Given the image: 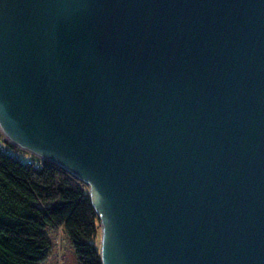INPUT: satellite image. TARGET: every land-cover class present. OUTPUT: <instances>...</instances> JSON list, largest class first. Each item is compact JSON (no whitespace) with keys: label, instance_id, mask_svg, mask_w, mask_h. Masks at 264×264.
<instances>
[{"label":"water","instance_id":"obj_1","mask_svg":"<svg viewBox=\"0 0 264 264\" xmlns=\"http://www.w3.org/2000/svg\"><path fill=\"white\" fill-rule=\"evenodd\" d=\"M0 133L88 186L101 264H264V0H0Z\"/></svg>","mask_w":264,"mask_h":264},{"label":"trees","instance_id":"obj_2","mask_svg":"<svg viewBox=\"0 0 264 264\" xmlns=\"http://www.w3.org/2000/svg\"><path fill=\"white\" fill-rule=\"evenodd\" d=\"M23 156L0 135V264H43L51 251L46 230L60 228L78 264H101L86 186L55 164Z\"/></svg>","mask_w":264,"mask_h":264},{"label":"rangeland","instance_id":"obj_3","mask_svg":"<svg viewBox=\"0 0 264 264\" xmlns=\"http://www.w3.org/2000/svg\"><path fill=\"white\" fill-rule=\"evenodd\" d=\"M0 135L2 136L1 133ZM2 138L5 139L3 136ZM18 150L20 154H24V157L26 159H31L33 157L36 159L39 158L37 156L26 153L20 149ZM80 182L86 186L85 190L88 195L89 194L88 186L84 182L82 181ZM96 225H97V232H96V236L94 238L93 244L97 248V250H99L100 243H101V223H100L99 218H98V222ZM46 234L49 237L50 242H51V251H50V254L47 260L43 264H78L75 251L73 250L69 242V239L63 229L60 228L57 230H46Z\"/></svg>","mask_w":264,"mask_h":264},{"label":"built area","instance_id":"obj_4","mask_svg":"<svg viewBox=\"0 0 264 264\" xmlns=\"http://www.w3.org/2000/svg\"><path fill=\"white\" fill-rule=\"evenodd\" d=\"M2 146V145H1ZM24 157V156H23ZM27 160H29V159H27ZM31 161V160H30Z\"/></svg>","mask_w":264,"mask_h":264}]
</instances>
